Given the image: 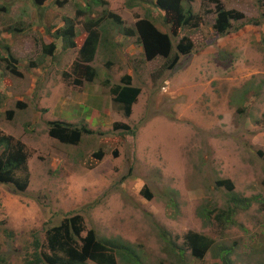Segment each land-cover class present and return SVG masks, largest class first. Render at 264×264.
I'll return each mask as SVG.
<instances>
[{"label":"rangeland","instance_id":"rangeland-1","mask_svg":"<svg viewBox=\"0 0 264 264\" xmlns=\"http://www.w3.org/2000/svg\"><path fill=\"white\" fill-rule=\"evenodd\" d=\"M216 1L244 15L226 34L214 28ZM182 4L198 18L176 31L154 0H0V130L13 138L0 150L13 163L0 168V264H30L75 214L139 259L124 252L118 264H264V0ZM142 20L168 35L167 57L146 59ZM68 21L75 47L57 37ZM92 23L89 82L80 50ZM125 78L142 90L130 117L114 102ZM57 121L92 133L62 144L49 135ZM190 232L213 241L203 259Z\"/></svg>","mask_w":264,"mask_h":264},{"label":"trees","instance_id":"trees-1","mask_svg":"<svg viewBox=\"0 0 264 264\" xmlns=\"http://www.w3.org/2000/svg\"><path fill=\"white\" fill-rule=\"evenodd\" d=\"M46 1L48 0H32V3L40 7ZM182 2L183 0H155V7L162 14L163 23L172 26L176 31L184 27L196 26L192 24L198 18L193 14L191 7L185 9ZM216 4L217 18L214 28L218 35L226 34L232 28V21H239L244 18V15L235 10H226L219 1H216ZM89 8L90 6H86V9L82 12ZM110 17L117 21L120 20L114 14H110ZM262 18L264 19V5ZM95 26V23L88 26V36L80 50L81 65L85 69V76L89 82H93L95 79V72L90 64L95 58L100 42V33ZM136 30L141 38V44L144 47L147 60L151 61L158 56L167 57L169 55L172 46L168 35L161 32L151 21H139L136 24ZM134 33H131L130 36ZM57 37L59 40L61 39L68 43L70 47H75L73 40L75 37L74 23L68 21ZM55 45L56 43L50 45L49 54L52 55L56 48ZM177 47L179 53L187 55L191 53L193 43L188 38H184ZM141 92L142 90L139 87L131 85L130 78H125L124 85L114 90V102L123 105L125 115L130 117L133 106L137 103ZM18 105L20 106V104ZM7 114L9 119L12 120L14 112L9 111ZM91 133L86 127L79 128L65 122L57 121L49 124L50 137L65 145H78L84 134ZM12 141V137L6 136L0 130V150L8 148ZM95 157L100 160L102 153H98ZM12 166V161L0 157L2 172L5 173V170L9 171ZM218 185L227 187L229 190L233 189L229 181H219ZM146 194L150 198L151 195H149L148 191H146ZM234 202L240 204L242 201L235 199ZM186 240L192 255L198 259L205 257L210 251L213 242L211 239L194 232L188 233ZM36 247L37 253H35L34 261L30 264H118V258H123L124 252L134 256L136 262L139 260L129 249H125L123 243L110 239H101L95 230H87L84 218L79 214L68 216L60 225L50 228L46 233L45 244L40 245L37 242ZM128 261L131 262L129 259ZM223 264L233 263L225 255Z\"/></svg>","mask_w":264,"mask_h":264},{"label":"crops","instance_id":"crops-1","mask_svg":"<svg viewBox=\"0 0 264 264\" xmlns=\"http://www.w3.org/2000/svg\"><path fill=\"white\" fill-rule=\"evenodd\" d=\"M154 3H155V0H154ZM135 4H136V2H135ZM142 4H143V3H142ZM131 5H132V4H131ZM134 8H136V7H134ZM133 36H135V33L132 35V37H133ZM130 37H131V36H130ZM138 99H139V98H138Z\"/></svg>","mask_w":264,"mask_h":264}]
</instances>
